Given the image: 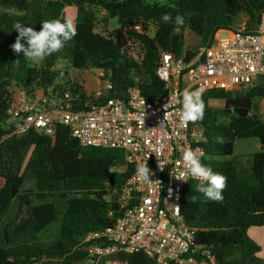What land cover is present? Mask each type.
Instances as JSON below:
<instances>
[{"label": "trees", "instance_id": "obj_1", "mask_svg": "<svg viewBox=\"0 0 264 264\" xmlns=\"http://www.w3.org/2000/svg\"><path fill=\"white\" fill-rule=\"evenodd\" d=\"M72 6L78 34L61 51L36 62L12 51L15 23L39 31L44 20H63ZM164 13L185 22L166 24ZM263 14L264 0H0V264H87L83 240L115 225L117 193L136 171L128 166L110 174L126 165L125 151L82 146L67 126L57 127L53 137L30 131L6 138L17 90L77 94L84 86L71 71L95 70L113 84V96L126 97L137 87L154 102L167 92L157 74L162 52L191 59L200 46L213 44L219 31L239 30L240 15L247 17L245 31L253 32ZM109 19L118 23L113 34L98 32L99 23ZM187 30L199 39L198 48L187 46ZM61 60L67 67L58 68ZM92 98L83 91L78 105ZM202 98L204 118L190 125L204 130L202 163L227 177V187L222 202L207 201L195 181L184 188L181 214L193 231L192 256L198 261L211 256L216 264H264L261 246L248 235L251 228L264 227V119L254 112V101L264 98V78L240 91H206ZM246 139L258 140L260 149L238 159L236 143ZM29 180L35 189H24ZM58 222L55 239L44 244L43 236ZM123 258L127 264H156L143 252Z\"/></svg>", "mask_w": 264, "mask_h": 264}, {"label": "built area", "instance_id": "obj_2", "mask_svg": "<svg viewBox=\"0 0 264 264\" xmlns=\"http://www.w3.org/2000/svg\"><path fill=\"white\" fill-rule=\"evenodd\" d=\"M135 29L143 31L139 25ZM157 74L167 92L154 102L147 101L137 87L126 97L113 96V84L98 71V87L93 93L84 88L93 98L83 106L78 105L83 91L28 94L17 90L8 110L12 126L6 138L30 131L53 137L57 127L67 126L82 146L125 151L126 165L111 169L110 174L124 172L128 166L137 169L147 160L152 182H141L135 171L117 193L120 216L115 225L83 240L87 264H127L123 255L136 252L145 253L156 264H216L211 256L201 261L192 256L193 231L181 214L184 188L199 181L188 175L187 182L178 180L186 172L178 161L188 148L201 149L202 160L207 156L204 130L180 120V93L198 88L240 91L264 78V14L256 31H219L215 42L200 46L191 59L162 52Z\"/></svg>", "mask_w": 264, "mask_h": 264}, {"label": "clouds", "instance_id": "obj_3", "mask_svg": "<svg viewBox=\"0 0 264 264\" xmlns=\"http://www.w3.org/2000/svg\"><path fill=\"white\" fill-rule=\"evenodd\" d=\"M161 20L168 24L174 23L177 26L184 24V17L181 15L172 16L171 13H164ZM18 33L15 42L10 45L12 51L16 54L23 53V57L27 60L36 62L61 51L68 41H71L77 34L75 21L71 17L61 19L44 20L41 23L39 31L33 27L25 26L19 22L13 25ZM203 88L196 90H183L180 120L183 124L195 123L202 121L205 113V102L203 100ZM204 153L201 149H185L182 153L181 160L178 161L186 172H182L178 180L187 182L184 177L191 176L192 179L199 181L195 190L203 194L207 201L222 202L223 191L227 187V177L221 173L214 172L212 168L202 163ZM158 166L163 170V162L157 158ZM137 176L141 182L151 183L153 172L144 163L137 165ZM192 202H197V198L193 196ZM179 211V207L177 206Z\"/></svg>", "mask_w": 264, "mask_h": 264}, {"label": "rangeland", "instance_id": "obj_4", "mask_svg": "<svg viewBox=\"0 0 264 264\" xmlns=\"http://www.w3.org/2000/svg\"><path fill=\"white\" fill-rule=\"evenodd\" d=\"M159 2L164 3V0H159ZM71 11H72V8H70V7L66 8L65 17H71V13H70ZM73 19L75 21L76 18H73ZM109 21H110L109 27L105 25L106 21H102L101 24L98 25L97 31L104 33V34H113L114 30L116 28H118V23H117L116 19H109ZM246 21H247V17L244 15H240L238 18H236L237 29H244L245 30L246 29ZM148 31L153 33V28L149 27ZM185 37H186L187 46L192 47V48H198V46L200 45L199 39L192 36L188 30L185 33ZM64 67H67V63L65 61L61 60L59 65H58V68H64ZM97 73H98V71H95V70H88V71H86V70H84V71L72 70L71 76L74 78V80L77 84L87 85V91H90L91 89H93L94 87L97 86V84H96L97 83L96 82ZM88 89H90V90H88ZM90 93H93V91H91ZM211 104L214 107H222L223 106V102H220V101H212ZM254 112L260 114L264 119V98H257L254 101ZM259 149H260V144H259L258 140H256V139L239 140L236 143L234 155L236 157H238V159H241L239 157H243L244 154H246V155L252 154V153H255L256 151H259ZM245 159H249V158L245 157ZM3 183H4V180L0 178V187L3 185ZM24 189L25 190L35 189V182L30 181V180L27 181ZM15 202L16 201H14L13 205H15ZM11 216H12V213H10L7 217L4 218V224L7 223L8 219ZM58 227H59V222L55 223L54 225H52L50 227L51 232H47L42 238V242L44 244H49L51 241H53L55 239L56 234H57L56 228H58ZM259 228H261V227H259ZM259 240H260L259 241L260 244L257 241L256 242L262 248L261 249L262 253L260 254V257L263 258L264 257V238L263 239L260 238Z\"/></svg>", "mask_w": 264, "mask_h": 264}, {"label": "crops", "instance_id": "obj_5", "mask_svg": "<svg viewBox=\"0 0 264 264\" xmlns=\"http://www.w3.org/2000/svg\"><path fill=\"white\" fill-rule=\"evenodd\" d=\"M70 8H72V11L70 12L71 13V18H76V16H77V9H76V7H74V6H72V7H70ZM105 12L104 11H100V13H99V17L100 18H105ZM76 20V19H75ZM103 21H106V26H108L109 27V24H110V21L109 20H103ZM101 23H99V25H100ZM86 71H88V70H86ZM96 84H97V86L96 87H94L93 89H88V90H90V91H87V85H83L84 86V88H85V90H86V92H88V93H90L91 91H95V89L98 87V79H96ZM213 106V105H212ZM248 234H249V236H251V238H253V240L254 241H257L259 244H260V238L261 239H263L264 238V227H261V228H251L250 229V231H248ZM262 249V248H261ZM262 253V250H261V252L259 253V257H260V254ZM261 258V257H260ZM261 259H263L264 260V257L263 258H261Z\"/></svg>", "mask_w": 264, "mask_h": 264}]
</instances>
